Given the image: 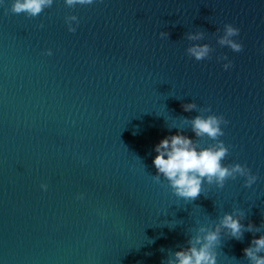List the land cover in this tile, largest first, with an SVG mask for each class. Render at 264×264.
<instances>
[{"label":"water","instance_id":"obj_1","mask_svg":"<svg viewBox=\"0 0 264 264\" xmlns=\"http://www.w3.org/2000/svg\"><path fill=\"white\" fill-rule=\"evenodd\" d=\"M11 3L0 4V264H167L234 209L260 230H222L218 264H251L243 249L264 234V0H54L36 16ZM226 23L239 52L218 43ZM204 42L209 57L187 53ZM209 106L228 120L223 162L258 179L205 184L187 201L154 180V146L178 130L215 143L191 126Z\"/></svg>","mask_w":264,"mask_h":264},{"label":"clouds","instance_id":"obj_2","mask_svg":"<svg viewBox=\"0 0 264 264\" xmlns=\"http://www.w3.org/2000/svg\"><path fill=\"white\" fill-rule=\"evenodd\" d=\"M5 0H0L3 4ZM54 0H12L11 10L14 13L25 12L29 16H36L46 7H50ZM69 7L77 5H92L94 0H64ZM69 31L75 32L79 24L78 17L73 14L66 17ZM72 21H76L73 24ZM240 33V28L233 23H226L223 27V34L219 36L218 43L221 46L227 45L234 51H241L243 43L236 39ZM205 33L203 30L187 33L188 39L201 41ZM161 37H169L167 31L160 32ZM190 56L197 60L209 57L212 46L207 43H194L186 49ZM53 50L48 48L46 53L52 55ZM226 62L223 67L228 69L232 65V60L227 56L221 57ZM185 111L197 108L195 101L183 105ZM191 120L192 130L196 136H207L215 143L201 147L192 137L177 131L162 137L154 146L155 155L152 163L156 169L154 180L160 181L163 177L167 180L172 191L184 200H195L204 185H216L223 187L228 178L235 179L237 176L246 177L244 183L247 186L253 185L257 181V174L240 162L226 164L224 158L229 152V146L224 140L219 139L224 134L222 124L226 125L228 120L223 114H217L210 110V106L201 109ZM41 187L47 189V183H42ZM83 198V193L80 194ZM245 213L241 209L226 211L219 218V222L214 225H201L197 234L188 241L187 247L178 248L167 264H218V248L222 244V230H228L230 237L240 240L245 231L259 232L250 221L247 225L242 223ZM245 255L250 258L251 264H264V234L254 236L251 243L243 249Z\"/></svg>","mask_w":264,"mask_h":264}]
</instances>
